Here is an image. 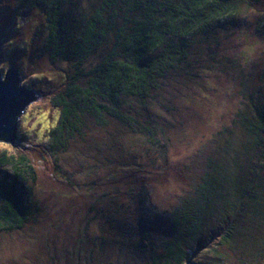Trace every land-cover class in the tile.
<instances>
[{
	"label": "rangeland",
	"instance_id": "obj_1",
	"mask_svg": "<svg viewBox=\"0 0 264 264\" xmlns=\"http://www.w3.org/2000/svg\"><path fill=\"white\" fill-rule=\"evenodd\" d=\"M247 1L216 36L198 42L192 70L160 82L149 107L126 100L128 116L145 110L161 124L158 143L110 117L103 125L87 118L81 136L53 155L48 131L59 111L51 98L73 64L43 50L42 12L0 0V73L17 68L21 85L39 94L20 118L15 140L0 142V153H25L37 175V209L22 230L0 234V264H149L162 254V242L178 234L173 216L184 198L213 164L251 142L238 114L253 119L249 107L264 104V0ZM99 2L71 0L66 18L72 36ZM100 57L92 56L86 68ZM216 225L211 220L197 237L185 264H264V257L232 253L218 259V240L211 236Z\"/></svg>",
	"mask_w": 264,
	"mask_h": 264
},
{
	"label": "trees",
	"instance_id": "obj_2",
	"mask_svg": "<svg viewBox=\"0 0 264 264\" xmlns=\"http://www.w3.org/2000/svg\"><path fill=\"white\" fill-rule=\"evenodd\" d=\"M70 2H18L22 9L43 13V50L54 61L73 64L63 88L51 98L59 111L48 131L47 146L53 155L63 152L74 136H81L87 118L103 125L110 117L158 143L161 124L145 110L128 116L126 100L135 98L142 108L149 107L166 76L193 69L191 53L198 42L216 36L221 23L248 3L100 0L74 37L66 18ZM96 54H101L100 61L86 68ZM249 109L254 110L253 119L243 111L237 121L250 133L251 142L228 161L213 164L184 198L173 216L177 236L163 241L162 254L149 264H185L188 249L214 219L216 232H210L218 240L213 246L218 259L223 261L229 253L255 261L264 257V104ZM36 181V170L25 153H0V234L22 230L31 220L37 209Z\"/></svg>",
	"mask_w": 264,
	"mask_h": 264
},
{
	"label": "water",
	"instance_id": "obj_3",
	"mask_svg": "<svg viewBox=\"0 0 264 264\" xmlns=\"http://www.w3.org/2000/svg\"><path fill=\"white\" fill-rule=\"evenodd\" d=\"M38 98L37 90L21 85L17 68L0 73V142L15 140L20 118Z\"/></svg>",
	"mask_w": 264,
	"mask_h": 264
}]
</instances>
